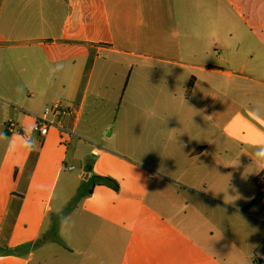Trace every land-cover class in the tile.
Here are the masks:
<instances>
[{
	"label": "crops",
	"instance_id": "obj_1",
	"mask_svg": "<svg viewBox=\"0 0 264 264\" xmlns=\"http://www.w3.org/2000/svg\"><path fill=\"white\" fill-rule=\"evenodd\" d=\"M0 60L21 65L0 70V98L18 104L0 99V264H264V0H0ZM109 64L166 78L146 104L128 98L151 106L148 119L125 115L124 143L99 150L53 207L92 70ZM58 99L74 108L75 135L52 126L39 141L36 116ZM17 137L22 178L6 189ZM57 143L65 150L43 151ZM40 155L56 157L46 198Z\"/></svg>",
	"mask_w": 264,
	"mask_h": 264
},
{
	"label": "rangeland",
	"instance_id": "obj_2",
	"mask_svg": "<svg viewBox=\"0 0 264 264\" xmlns=\"http://www.w3.org/2000/svg\"><path fill=\"white\" fill-rule=\"evenodd\" d=\"M104 56V54H102ZM100 57V63L102 62ZM3 60H0V70H8L11 66H6L2 68ZM12 65V64H11ZM111 70H92V79L91 87L87 99L83 103L82 114L79 118L78 125L76 127L79 138H76L75 142L72 143L70 150V156L67 160V165H74L73 170L63 169L62 174L57 179L55 190L52 194V205L57 207L61 204V199L64 193L68 195L70 191L74 189L75 186L81 184L83 181V175L86 173L85 168L87 166H92L91 161L92 157L102 148H108V146L116 145L117 143H124L120 136H123L120 133V128H123L121 124L122 118L127 116H140L142 120H146L149 117V111H152L151 106H140L134 108L133 105L128 103V98L132 99L133 94H137L138 102L146 104L148 99V91L153 95H158L156 88H149V85H163V80L166 78V71L162 70L157 66V69L152 70H121V68L112 66ZM108 66V65H107ZM12 70H21V65L17 64L15 67L12 65ZM16 71V72H17ZM89 71H87L85 79H87ZM5 77L6 71L2 73ZM18 76L16 73H13V80ZM180 75H174L173 81L179 82L181 79ZM128 85L127 92L123 98V92ZM143 86V88L139 87ZM84 84L82 86V89ZM139 87V93L136 92V89ZM147 87V88H146ZM31 87H27L28 91H31ZM142 89V90H140ZM151 96V95H150ZM29 99V97H26ZM5 101H9L5 98H0ZM12 100L9 103L13 105H18ZM24 113L27 114V123L32 125V118L30 117V111L28 108H24ZM7 112V111H6ZM11 114L8 112L6 116L9 117ZM132 118V117H130ZM131 124V123H130ZM72 126L71 124L69 125ZM111 130V133L108 135V131ZM131 126L129 127V134H126L123 137L124 141H128L127 144L129 147L133 145V141L130 140L132 135ZM52 132H56L53 130ZM15 135V134H13ZM18 140L12 142V149H18L22 152V155H12L10 159L6 162L4 168V183L2 185L6 186V189L12 187L15 189L20 185V179L22 178V165L25 163V156L23 155V148L25 147V141L23 138L17 137ZM60 140V138H59ZM3 146V145H2ZM119 146H121L119 144ZM1 147V145H0ZM4 147V146H3ZM36 150L35 148H33ZM65 150L64 144H51L44 146L43 151L50 150V152L60 153L59 151ZM23 150V151H22ZM33 150V151H34ZM32 151V157L36 155ZM35 152V151H34ZM45 158V159H44ZM42 165L38 166L40 176L42 178V195L46 198L50 194L51 185L55 179V156L49 155L48 157L44 155L37 157ZM16 180V182H15ZM264 194V193H263ZM15 206V203L13 207ZM260 209H264V195L261 200ZM35 216V214H34ZM1 222V219H0ZM1 250V248H0Z\"/></svg>",
	"mask_w": 264,
	"mask_h": 264
},
{
	"label": "built area",
	"instance_id": "obj_3",
	"mask_svg": "<svg viewBox=\"0 0 264 264\" xmlns=\"http://www.w3.org/2000/svg\"><path fill=\"white\" fill-rule=\"evenodd\" d=\"M73 106L65 100H55L50 105L46 106L43 113L36 116L35 131L37 132V140L41 141L48 134L50 127H57L62 136L75 135L74 132L67 130L64 118L73 113ZM7 128L14 130L17 124L14 121L7 123ZM73 165L68 166L69 170H73ZM258 188L261 193H264V177L258 182Z\"/></svg>",
	"mask_w": 264,
	"mask_h": 264
},
{
	"label": "trees",
	"instance_id": "obj_4",
	"mask_svg": "<svg viewBox=\"0 0 264 264\" xmlns=\"http://www.w3.org/2000/svg\"><path fill=\"white\" fill-rule=\"evenodd\" d=\"M191 88H192V83L189 82V84H188V86H187V93L191 90ZM96 181H97V182H105V183H109V184H112L113 186L117 187L116 182H115L114 180H112L111 178H109V177L92 176V177H91V182H92V184L96 183ZM260 197H261V194H259V195L257 196L256 199H258V198H260ZM256 199H255V200H256Z\"/></svg>",
	"mask_w": 264,
	"mask_h": 264
},
{
	"label": "clouds",
	"instance_id": "obj_5",
	"mask_svg": "<svg viewBox=\"0 0 264 264\" xmlns=\"http://www.w3.org/2000/svg\"><path fill=\"white\" fill-rule=\"evenodd\" d=\"M261 142L264 143V138H262ZM258 158H259V157H258ZM258 158H257V159H258ZM257 167H258L260 170H264V163H259V164H257Z\"/></svg>",
	"mask_w": 264,
	"mask_h": 264
},
{
	"label": "water",
	"instance_id": "obj_6",
	"mask_svg": "<svg viewBox=\"0 0 264 264\" xmlns=\"http://www.w3.org/2000/svg\"><path fill=\"white\" fill-rule=\"evenodd\" d=\"M111 133V130L108 131V135ZM86 171H90L91 170V166H87L86 168Z\"/></svg>",
	"mask_w": 264,
	"mask_h": 264
}]
</instances>
